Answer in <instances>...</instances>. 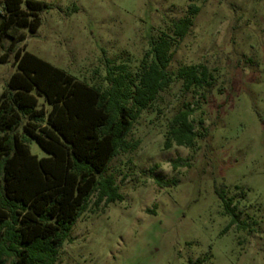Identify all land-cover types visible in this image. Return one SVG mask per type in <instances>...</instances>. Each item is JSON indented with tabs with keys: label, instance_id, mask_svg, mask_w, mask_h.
I'll return each mask as SVG.
<instances>
[{
	"label": "rangeland",
	"instance_id": "obj_1",
	"mask_svg": "<svg viewBox=\"0 0 264 264\" xmlns=\"http://www.w3.org/2000/svg\"><path fill=\"white\" fill-rule=\"evenodd\" d=\"M41 1L49 8L21 46L102 89L110 66L134 74L151 41L199 7L169 66L173 82L135 121L132 147L105 174L123 200L95 208L93 197L56 264H264V0ZM201 63L214 86L185 89L178 70ZM15 70L13 59L0 62V95ZM187 104L202 135L192 148H167L169 121ZM30 148L47 155L35 140ZM177 158L189 165L175 169ZM157 178L178 183L161 187ZM221 190L239 225H230Z\"/></svg>",
	"mask_w": 264,
	"mask_h": 264
},
{
	"label": "trees",
	"instance_id": "obj_2",
	"mask_svg": "<svg viewBox=\"0 0 264 264\" xmlns=\"http://www.w3.org/2000/svg\"><path fill=\"white\" fill-rule=\"evenodd\" d=\"M45 8L41 0H0V62L13 59L16 67L0 95V264H56L93 197L95 208L123 200L114 176L105 175L109 164L132 147L127 138L135 121L173 82L169 66L199 11L191 4L172 23V34L152 40L134 74L126 66H110L109 85L102 89L21 46L26 30L38 31ZM176 75L187 90L215 83L203 63L184 65ZM194 112L187 104L171 118L167 148L196 145L202 133L190 119ZM32 140L46 156L31 152ZM188 165L184 158L173 161L175 169ZM156 181L161 187L178 183ZM219 196L233 216L230 225H239L232 199L225 190Z\"/></svg>",
	"mask_w": 264,
	"mask_h": 264
}]
</instances>
